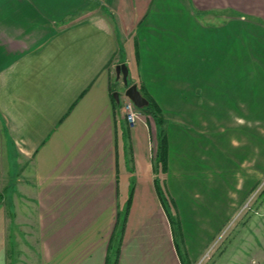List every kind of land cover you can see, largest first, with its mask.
Here are the masks:
<instances>
[{
  "label": "crops",
  "instance_id": "obj_1",
  "mask_svg": "<svg viewBox=\"0 0 264 264\" xmlns=\"http://www.w3.org/2000/svg\"><path fill=\"white\" fill-rule=\"evenodd\" d=\"M121 63L166 119L186 260L207 247L194 230L206 204L190 199L189 132L228 147L231 163L262 153L264 0H0V193L12 190L0 264H109L118 245L116 264H183L155 181V124L143 113L130 125L115 107ZM120 168L126 205L132 192L122 236Z\"/></svg>",
  "mask_w": 264,
  "mask_h": 264
},
{
  "label": "rangeland",
  "instance_id": "obj_2",
  "mask_svg": "<svg viewBox=\"0 0 264 264\" xmlns=\"http://www.w3.org/2000/svg\"><path fill=\"white\" fill-rule=\"evenodd\" d=\"M119 86L117 85V91ZM149 119L154 123L150 116ZM189 129H191L190 122ZM189 133H191L189 141L190 199L198 206L205 202L207 207L196 212L195 217L199 219L197 222L199 225L194 230L196 235L211 237L202 255L192 262L185 258L181 218L175 201L172 202L173 198L171 199L168 194L167 178L160 167L156 168L155 131L151 143L156 183L161 191V200L169 217L182 263L264 264V141L262 145H259L262 153L259 151L257 156L246 154L241 157L244 161L240 159L241 161L231 163L225 161L223 155V150L228 147H223L217 141L205 140L199 127H193ZM220 134L221 140L228 141L229 130L222 131ZM203 141L207 142V145L202 146ZM125 160L128 162L121 153V166L125 167ZM120 170L117 201L122 214L126 207L129 179L122 172V168ZM235 170L237 172L233 173ZM239 183H242V187H239ZM11 193L12 190L7 187L6 191L0 194L9 199ZM67 197L73 201L78 194L67 195ZM45 213L52 218L57 215V210L50 209ZM213 230L215 232L212 235ZM206 253L210 257L202 260ZM113 261L114 256L111 252L109 264H113Z\"/></svg>",
  "mask_w": 264,
  "mask_h": 264
},
{
  "label": "trees",
  "instance_id": "obj_3",
  "mask_svg": "<svg viewBox=\"0 0 264 264\" xmlns=\"http://www.w3.org/2000/svg\"><path fill=\"white\" fill-rule=\"evenodd\" d=\"M129 83L132 84L134 82H129ZM137 86H138L139 90L142 92V94L149 101L148 104L146 106L140 108V110L153 119L154 124H155V128H156L157 147H156L155 158H154V160L156 162V168L158 169L160 167L161 171L163 173H165L167 171V153H168L166 133H165V128H164L165 124H166V119L163 115V112H162L160 106L155 101V99L148 93V91L144 88V86L141 83H137ZM115 91H117V89L114 90L113 92H115ZM113 100L115 103V107H120L122 105L121 102L118 103L116 101L114 95H113ZM155 181H156V179H155ZM156 185H157V183H156ZM157 188H158V192L160 194L161 193L160 188L158 186H157ZM131 196H132V192L130 193L126 208L123 210L122 214L119 213V220H118L117 226L119 228L120 236H122L124 233L125 224H126V220H127V216H128L129 204L131 201ZM2 198L3 197L0 194V202H1ZM172 202H174L173 199H172ZM119 243H120V241H119ZM119 246L120 245H118L116 248V251H115L116 255L114 257L113 264H116L117 257H118L117 255L119 252Z\"/></svg>",
  "mask_w": 264,
  "mask_h": 264
},
{
  "label": "water",
  "instance_id": "obj_4",
  "mask_svg": "<svg viewBox=\"0 0 264 264\" xmlns=\"http://www.w3.org/2000/svg\"><path fill=\"white\" fill-rule=\"evenodd\" d=\"M116 72L119 77H121L124 85H125V91L124 94L129 97L134 104L142 108L148 104V99L142 94V92L139 90L136 83H129V69L128 66L125 63L118 64L116 67ZM116 101L120 103V95L118 91H115L113 93Z\"/></svg>",
  "mask_w": 264,
  "mask_h": 264
},
{
  "label": "built area",
  "instance_id": "obj_5",
  "mask_svg": "<svg viewBox=\"0 0 264 264\" xmlns=\"http://www.w3.org/2000/svg\"><path fill=\"white\" fill-rule=\"evenodd\" d=\"M122 110L124 113V118L130 125H134L135 123H137V121L142 119L143 112L126 95H124V101L122 103ZM205 255H207V257ZM205 255L203 256L202 260L210 257L208 253H206Z\"/></svg>",
  "mask_w": 264,
  "mask_h": 264
}]
</instances>
